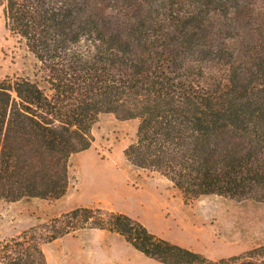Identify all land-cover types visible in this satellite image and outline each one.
Instances as JSON below:
<instances>
[{"label":"trees","instance_id":"obj_1","mask_svg":"<svg viewBox=\"0 0 264 264\" xmlns=\"http://www.w3.org/2000/svg\"><path fill=\"white\" fill-rule=\"evenodd\" d=\"M4 27L47 74L0 80V200H58L69 160L102 114L138 122L124 150L184 204H264V0H0ZM221 68L224 79L205 76ZM82 230L121 236L160 264H264V246L211 260L123 213L78 207L0 241V264H47L42 246ZM251 264V262H249Z\"/></svg>","mask_w":264,"mask_h":264},{"label":"rangeland","instance_id":"obj_2","mask_svg":"<svg viewBox=\"0 0 264 264\" xmlns=\"http://www.w3.org/2000/svg\"><path fill=\"white\" fill-rule=\"evenodd\" d=\"M207 78L224 79L221 68L205 65ZM28 78L49 94L47 74L25 44L4 27L0 7V80ZM138 122L102 114L92 128L94 142L69 160V186L58 199L26 197L0 200V241L81 204H100L107 210L138 220L152 233L211 260L241 255L264 246V204L221 196H202L184 204L170 182L148 170L137 169L124 158L135 138ZM97 230H83L42 246L47 264H156L130 247L113 246ZM115 238H119L116 235ZM135 254V253H134ZM138 254V253H136ZM258 264L255 260L235 264Z\"/></svg>","mask_w":264,"mask_h":264},{"label":"crops","instance_id":"obj_3","mask_svg":"<svg viewBox=\"0 0 264 264\" xmlns=\"http://www.w3.org/2000/svg\"><path fill=\"white\" fill-rule=\"evenodd\" d=\"M157 174V173H156ZM159 175V174H158ZM161 176V175H160ZM162 177V176H161ZM164 178V177H163ZM165 179V178H164ZM169 182V181H168ZM78 207H88V208H102V209H105V208H103L100 204H81L80 206H78ZM77 207V208H78ZM75 209V208H74ZM73 210V209H72ZM107 210V209H106ZM112 211V210H111ZM145 226V225H144ZM146 227V226H145ZM147 228V227H146ZM148 229V228H147ZM149 230V229H148ZM83 231V230H82ZM97 231H99V232H101V233H108V234H105V238L106 239H108V242H110V244L111 245H113V246H123L124 245V243L125 244H127L126 242H125V240L121 237V236H119V235H117V234H112V233H109V232H106V231H100V230H97ZM150 231V230H149ZM151 232V231H150ZM154 234V233H153ZM113 235H116V236H118L119 238H115V236H113ZM156 235V234H155ZM158 236V235H157ZM160 237V236H159ZM129 247H130V250H128L129 251V253H130V255H132V256H136V255H142L141 253H139V252H137L135 249H133L129 244H127ZM135 253V254H134ZM136 253H138V254H136ZM143 256V255H142ZM144 257V256H143ZM144 258H146V257H144ZM146 259H148V258H146ZM148 261H152V262H154V263H156V264H160V263H158V262H156V261H153V260H150V259H148Z\"/></svg>","mask_w":264,"mask_h":264}]
</instances>
